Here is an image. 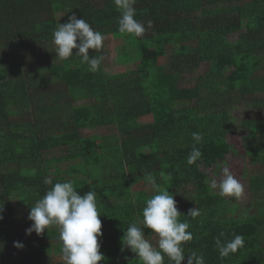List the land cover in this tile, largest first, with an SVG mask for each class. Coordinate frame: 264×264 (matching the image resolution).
Wrapping results in <instances>:
<instances>
[{"label": "trees", "instance_id": "16d2710c", "mask_svg": "<svg viewBox=\"0 0 264 264\" xmlns=\"http://www.w3.org/2000/svg\"><path fill=\"white\" fill-rule=\"evenodd\" d=\"M134 6L136 20L153 23L140 37L118 31L113 0H0V264H64L56 226L25 231L30 207L51 187L45 178L97 193L99 264H143L121 250V237L154 194L148 176L189 224L186 258L195 251L205 264H264V0ZM72 14L118 39L117 64L132 69L106 72L103 47L89 50L103 56L96 72L75 55L56 59L52 33ZM238 130L250 192L244 211L209 183ZM193 132L203 135L202 157L188 165ZM193 208L195 218L187 216ZM221 232L244 238L225 258L214 242Z\"/></svg>", "mask_w": 264, "mask_h": 264}, {"label": "clouds", "instance_id": "9594fccd", "mask_svg": "<svg viewBox=\"0 0 264 264\" xmlns=\"http://www.w3.org/2000/svg\"><path fill=\"white\" fill-rule=\"evenodd\" d=\"M113 3L120 12L117 19L120 33L140 37L153 27L152 21L147 22L146 28L144 23L135 19L136 0H113ZM52 36L56 59L65 60L75 55L88 65L89 71L96 72L100 69L103 56L90 57L89 50H101L105 37L84 18H77L72 14L67 22L58 24ZM192 138L195 143L186 157L188 165L196 164L202 157V152L196 145L202 143L203 135L193 132ZM43 183L51 187L30 207L28 219L32 224L25 230L26 235H31L32 232L40 235L49 226H56L64 264H99L105 257L98 242L103 233L99 218L101 213L97 208V193L89 190L80 194L71 181L53 184L50 178H45ZM147 183L154 194L145 201L142 220L130 223L124 231L121 250L134 253L143 264H165V258L167 264H205L203 255L195 251L187 254L186 258L183 245L193 237L187 231L189 224L179 219L182 214L173 195L168 190H161L151 176H148ZM210 186L218 189L223 197H239L243 192L242 184L227 166L223 167L218 179L211 180ZM199 214V209L193 208L188 211L187 216L195 218ZM2 219L3 215L0 214V220ZM144 229H150L158 237L156 245L146 239ZM214 242L220 257L225 258L243 246L244 238L234 235L228 239L221 232L214 238ZM14 247L22 249L24 245L14 242Z\"/></svg>", "mask_w": 264, "mask_h": 264}, {"label": "rangeland", "instance_id": "374dc122", "mask_svg": "<svg viewBox=\"0 0 264 264\" xmlns=\"http://www.w3.org/2000/svg\"><path fill=\"white\" fill-rule=\"evenodd\" d=\"M119 44V40L113 38V36H106L103 42V51H104V64L106 67V72L109 74H115L122 72L127 69H132L131 67H126L122 65L117 64V55H118V48L117 45ZM241 110H235L234 115L236 116V119L241 118ZM144 120V119H142ZM145 121V120H144ZM148 121V120H147ZM236 126V125H235ZM112 131L106 130V131H91L87 130L84 131L86 135H107L111 133ZM244 135V132L241 130L236 131L233 135L228 136V143L231 146L230 154H228L225 158V160L221 163H219L218 166L211 168L209 170V183L213 178H219L222 175V169L223 167L227 166L229 170L232 172L234 177L239 180V182L243 186V192L242 194L237 197V204L240 206V208L246 209L249 206L250 201V192L247 184V180L244 177V150L241 145V138ZM215 192H219L218 189H213ZM244 211V210H243ZM158 238V237H157Z\"/></svg>", "mask_w": 264, "mask_h": 264}]
</instances>
